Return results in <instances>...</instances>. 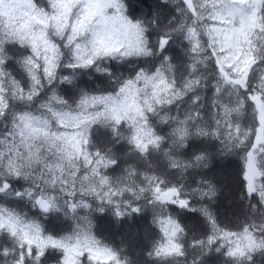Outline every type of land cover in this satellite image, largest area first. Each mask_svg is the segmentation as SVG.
<instances>
[{"label":"snow or ice","instance_id":"obj_1","mask_svg":"<svg viewBox=\"0 0 264 264\" xmlns=\"http://www.w3.org/2000/svg\"><path fill=\"white\" fill-rule=\"evenodd\" d=\"M229 155L236 225L208 175ZM106 213L150 215L152 264L264 256V0H0V264H134Z\"/></svg>","mask_w":264,"mask_h":264},{"label":"trees","instance_id":"obj_2","mask_svg":"<svg viewBox=\"0 0 264 264\" xmlns=\"http://www.w3.org/2000/svg\"><path fill=\"white\" fill-rule=\"evenodd\" d=\"M155 0H137V7L143 8L147 11L149 7H152ZM221 166L231 167L234 190L233 195L236 198V204L232 211L223 208L224 197L222 196V179L218 176L221 172ZM226 167V168H228ZM243 167V161L238 155H229L223 158L216 156L213 161V166L208 172V175L216 182L218 186V195L212 203V211L218 217V219L225 224L236 225L241 223L246 216L250 215V209L247 206V201L243 198V182L241 178V170ZM224 172V171H223ZM222 172V174H223ZM150 215L148 217H135L125 219L123 221H117L111 213L95 214L92 219V226L95 234L101 237L105 241L115 245L123 246L126 248V254L133 260L134 264H152V260L147 257L146 252L150 248L152 239L155 238V232L150 225ZM181 219L186 227L188 233V239L193 236L202 235L205 222L201 217L194 214H181ZM145 227L147 229L146 244L142 247L141 251L136 254L130 250L126 243L120 239V233L125 230H138ZM50 228L59 229L62 224L58 220H52L48 225ZM206 264H224V258L213 253L206 258ZM256 264H264V256L256 254L254 257ZM49 264H54L53 261H49Z\"/></svg>","mask_w":264,"mask_h":264},{"label":"rangeland","instance_id":"obj_3","mask_svg":"<svg viewBox=\"0 0 264 264\" xmlns=\"http://www.w3.org/2000/svg\"><path fill=\"white\" fill-rule=\"evenodd\" d=\"M221 166V172L218 173L222 179V196L224 197L223 208L232 211L236 201L233 195L234 182L231 172V167ZM224 171V172H223ZM223 172V174H222ZM147 229L142 226L138 230H125L120 233V239L123 240L126 245L132 250V252L138 254L142 247L146 244Z\"/></svg>","mask_w":264,"mask_h":264}]
</instances>
